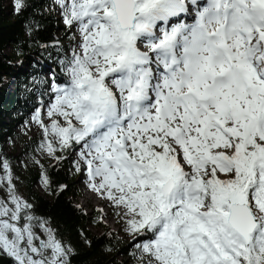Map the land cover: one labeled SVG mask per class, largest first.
Listing matches in <instances>:
<instances>
[{
  "label": "snow or ice",
  "instance_id": "1",
  "mask_svg": "<svg viewBox=\"0 0 264 264\" xmlns=\"http://www.w3.org/2000/svg\"><path fill=\"white\" fill-rule=\"evenodd\" d=\"M12 6L34 9L25 44L47 17L63 25L23 88L38 150L57 163L75 157V173L117 217L109 235L122 233L126 264H264V0ZM76 255L0 160V257Z\"/></svg>",
  "mask_w": 264,
  "mask_h": 264
},
{
  "label": "trees",
  "instance_id": "2",
  "mask_svg": "<svg viewBox=\"0 0 264 264\" xmlns=\"http://www.w3.org/2000/svg\"><path fill=\"white\" fill-rule=\"evenodd\" d=\"M33 3L35 10L44 6V0H33ZM12 5L13 0L7 6L5 0H0V160L7 159L15 172L19 157L7 153L6 146L18 140L21 152L34 155L36 149V140L25 142L16 133L17 128L24 123L26 114L34 109L33 102L26 99L23 88L30 80L29 74L34 72L33 65L39 70V65L47 59L48 53L40 45L50 44L56 38L63 39L64 33L58 30L62 27L57 25L56 17L51 16L46 18L34 41L23 43L22 22L34 9H29L24 15H17ZM17 42L22 45V52L17 48ZM73 171L69 160L57 163L54 159L51 164L40 163L27 168L22 176H18L21 194L35 206L38 215L50 218L60 236L74 247L77 255L72 264H126L130 257L124 253L123 243L119 242L118 236L113 239L109 235L116 233L98 219L99 213L90 219L84 210L75 205L73 198L77 195V189L73 187ZM42 173H46L51 181L47 188L42 183ZM35 184L41 185L43 194L34 191ZM61 186H66L63 191ZM88 223L103 228L104 233L92 234L87 229ZM0 264H9V261L0 257Z\"/></svg>",
  "mask_w": 264,
  "mask_h": 264
},
{
  "label": "rangeland",
  "instance_id": "3",
  "mask_svg": "<svg viewBox=\"0 0 264 264\" xmlns=\"http://www.w3.org/2000/svg\"><path fill=\"white\" fill-rule=\"evenodd\" d=\"M11 0H5V5H9ZM63 28V25L60 24ZM33 110L29 111L26 114L24 123L17 128L16 133L19 134L20 139L28 142L33 139L36 140V149L35 154L31 155V153H23L21 152L20 143L18 140L13 141L12 144H8L6 146L7 153L12 154L13 157H19L15 164V172H13L14 182L16 184L18 193L22 196V192L20 190V177L24 173L25 169L31 168L32 166H38L40 163L51 164L53 159L47 157L45 154L41 153L38 150V146L41 143L42 136L40 134V129L36 124L32 122V114ZM75 159V157H71L69 159L70 165L71 160ZM72 167V166H71ZM73 169V168H72ZM74 170V169H73ZM75 171H73L74 173ZM73 187L77 189V195L73 198V201L76 206L85 211L86 214L89 215L90 219H94L95 213H99V220L113 233L118 232L119 224L117 223V217L113 213L112 209L106 204L105 201L100 200L94 193L90 192L86 186L85 177L81 174L75 173V180L73 181ZM34 191L42 192L41 185L35 184L33 186ZM93 194V195H92ZM89 198V200H88ZM102 210V211H100ZM102 217V219H101ZM87 229L94 235H102L104 233V229L98 226H95L93 223H88ZM119 238L122 237V233L118 235ZM123 260V258H119Z\"/></svg>",
  "mask_w": 264,
  "mask_h": 264
},
{
  "label": "bare ground",
  "instance_id": "4",
  "mask_svg": "<svg viewBox=\"0 0 264 264\" xmlns=\"http://www.w3.org/2000/svg\"><path fill=\"white\" fill-rule=\"evenodd\" d=\"M93 195V194H92ZM88 200H89V198H88Z\"/></svg>",
  "mask_w": 264,
  "mask_h": 264
}]
</instances>
